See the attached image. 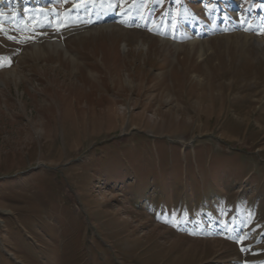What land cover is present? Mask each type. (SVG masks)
<instances>
[{
	"label": "rangeland",
	"instance_id": "rangeland-1",
	"mask_svg": "<svg viewBox=\"0 0 264 264\" xmlns=\"http://www.w3.org/2000/svg\"><path fill=\"white\" fill-rule=\"evenodd\" d=\"M202 1L0 0V264H264V0Z\"/></svg>",
	"mask_w": 264,
	"mask_h": 264
},
{
	"label": "bare ground",
	"instance_id": "bare-ground-1",
	"mask_svg": "<svg viewBox=\"0 0 264 264\" xmlns=\"http://www.w3.org/2000/svg\"><path fill=\"white\" fill-rule=\"evenodd\" d=\"M114 16H115V11H114V8H113V6L112 5H108L107 7H106V9H105V11L104 12H102L98 17H97V19L95 20V23L98 25L97 27H95L94 28V30H99V29H102V28H105V29H110V28H112V27H115L116 26V24L114 23V20H113V18H114ZM144 34H142V36H143ZM163 40H165V41H171V40H169V39H167V38H162ZM258 41V40H257ZM261 40H259V42H260ZM194 42L195 41H193V42H190V44L192 45V44H194ZM261 43V42H260ZM57 45V44H56ZM58 45H61L60 43H58ZM57 45V46H58ZM125 45V47H128V43H125L124 44ZM147 45L144 43V39L143 38H141L140 39V41L137 43V47L138 48H141V47H146ZM204 49H202V51H203ZM11 72V71H10Z\"/></svg>",
	"mask_w": 264,
	"mask_h": 264
}]
</instances>
